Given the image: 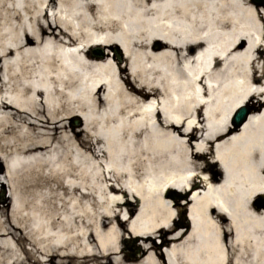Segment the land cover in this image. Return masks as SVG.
<instances>
[{"label":"bare ground","instance_id":"bare-ground-1","mask_svg":"<svg viewBox=\"0 0 264 264\" xmlns=\"http://www.w3.org/2000/svg\"><path fill=\"white\" fill-rule=\"evenodd\" d=\"M4 184L0 264H264V6L0 0Z\"/></svg>","mask_w":264,"mask_h":264},{"label":"rangeland","instance_id":"rangeland-1","mask_svg":"<svg viewBox=\"0 0 264 264\" xmlns=\"http://www.w3.org/2000/svg\"><path fill=\"white\" fill-rule=\"evenodd\" d=\"M250 1L256 7L254 0H250ZM97 50H101V49L98 48ZM118 57H120V56L118 55ZM72 125L77 130H80L83 128L81 121L79 119L73 120ZM1 177H4V175ZM10 195H11V193H10V189H9L8 185L4 184V188L3 187L0 188L1 198L7 199V198H9ZM189 199H190L189 195L188 196L182 195L181 197L178 198L179 202L183 203L182 206L184 208H186V211L184 213V218H182V216L179 215L177 221L174 224V228H176L177 230L180 228H184L181 224L183 223V221H185V219L187 221V218L189 215ZM263 201H264V198L259 199L256 203L257 204H263L262 203ZM177 216H178V214H177ZM107 233H108V231L103 232V234L101 236L103 242H107L109 239V237H107L108 236ZM167 236H170L169 233ZM112 239H114L116 241L120 250L123 252L122 255H124V256L139 257L140 255L142 256V253L147 249L146 253L144 254V260H148L149 257L150 258L155 257L163 263L164 260L166 259L165 256L163 257V254L165 253L167 248L165 245H162V240L159 238L152 239V240L151 239L150 240L142 239L140 237L135 236L134 234H132L131 232H129L127 230L126 231L120 230L119 233H117L116 235H114L112 237ZM179 242H181V241H179ZM163 258H164V260H163Z\"/></svg>","mask_w":264,"mask_h":264},{"label":"water","instance_id":"water-1","mask_svg":"<svg viewBox=\"0 0 264 264\" xmlns=\"http://www.w3.org/2000/svg\"><path fill=\"white\" fill-rule=\"evenodd\" d=\"M257 7L264 6V0H254ZM249 115V112L247 109L242 108L236 115L234 121L237 127L241 126L243 123H245L247 117Z\"/></svg>","mask_w":264,"mask_h":264}]
</instances>
